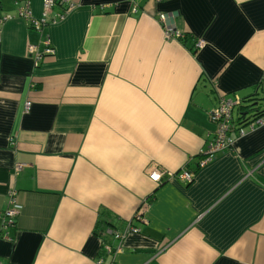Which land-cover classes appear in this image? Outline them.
<instances>
[{
  "label": "crops",
  "instance_id": "1",
  "mask_svg": "<svg viewBox=\"0 0 264 264\" xmlns=\"http://www.w3.org/2000/svg\"><path fill=\"white\" fill-rule=\"evenodd\" d=\"M23 4L0 0V264H264V123L199 164L216 94L264 102V0H74L41 29ZM157 167L192 177L154 182ZM103 211L139 228L117 252Z\"/></svg>",
  "mask_w": 264,
  "mask_h": 264
},
{
  "label": "built area",
  "instance_id": "2",
  "mask_svg": "<svg viewBox=\"0 0 264 264\" xmlns=\"http://www.w3.org/2000/svg\"><path fill=\"white\" fill-rule=\"evenodd\" d=\"M64 3H67V8H71L73 6L74 0H61ZM24 4L19 8L20 15H22L25 19H27L31 25L37 29H41L42 26L49 21L47 12L50 9V7L54 6L55 0H44V8L45 12L43 13L42 17L40 19H32L31 11H30V2L29 0H23ZM175 15V13H159L158 14V21L163 26L164 35L167 39H179L181 37V33L175 29L172 21V17ZM58 18L61 17V15L57 16ZM56 17V18H57ZM55 19V18H54ZM205 44L203 39H197L195 42V48H201ZM45 48L43 52H39L36 45H30L28 47L29 54L35 56V59L38 61L43 53H49L52 52L51 48H49V42L46 40L44 41ZM240 100V97L235 95L233 98H226L225 96H221L218 98L217 105L214 107L212 113H211V119L216 125V128L213 132V140L209 143V145L206 147L205 153L203 157L199 160V164H204L212 155L219 150H222L228 146H231L233 139L229 137L228 131L231 126V119L234 116V106L237 104ZM29 102H26V107L28 108ZM264 123V116L257 117L253 121L248 123L249 129H252L256 125H260ZM246 130L244 128H240L237 132L239 136L245 134ZM175 176H178V178L188 181L192 177V172L189 170H182L179 173H173L171 171L162 170L160 168H154L151 172H149V178L153 180L154 182H160L162 179H168L173 178ZM20 205L14 203L11 200V204H9V207L5 209L3 213V228L5 229L4 237L8 238V228L12 225L13 217L16 215L17 210L20 209ZM141 211L138 210L135 216L139 217ZM139 231V228L133 226L131 223H127L124 229L119 230L114 227H107L104 230V235L107 237H111L115 240H117L119 243L116 246H112L111 243L104 242L102 243V249L104 252L112 253L117 252L120 250V244L123 238L128 233H137ZM101 262H99L100 264Z\"/></svg>",
  "mask_w": 264,
  "mask_h": 264
},
{
  "label": "trees",
  "instance_id": "3",
  "mask_svg": "<svg viewBox=\"0 0 264 264\" xmlns=\"http://www.w3.org/2000/svg\"><path fill=\"white\" fill-rule=\"evenodd\" d=\"M62 3L63 2L61 0H55L54 5L62 4ZM189 38H190L189 33L181 32V37L178 40L185 43V41L188 40ZM195 42H196V40L194 41L193 45L190 47L191 50H196ZM51 53L52 52L43 53L42 55L43 56L50 55ZM213 92L215 93L214 88H213ZM257 92L258 91L255 90V93L253 95L247 94V95L240 97L239 102L237 104H235L234 108H236L238 112H237L236 117L233 116V118L231 119V126H230L229 131H228L229 135H230V133H233V132L237 133L240 128H243V126H245L246 124L248 125V123L253 121L255 118L264 116V108H262V104H264V102L260 101L262 98L260 96L259 97L257 96L258 95ZM215 98L218 99V98H220V96L218 94H216ZM217 102H218V100H217ZM215 105H217V104H215ZM14 218H15V216L13 217L12 222H14ZM112 218L113 217H111V215L108 212L103 211L101 213V215L99 216V219H98V221L101 223L100 228L105 223L107 226L111 225ZM98 230H101V229H98ZM100 238H101L102 243L107 242L106 235H104V233L100 236Z\"/></svg>",
  "mask_w": 264,
  "mask_h": 264
},
{
  "label": "rangeland",
  "instance_id": "4",
  "mask_svg": "<svg viewBox=\"0 0 264 264\" xmlns=\"http://www.w3.org/2000/svg\"><path fill=\"white\" fill-rule=\"evenodd\" d=\"M173 13V12H172ZM175 13V12H174ZM189 181V180H188Z\"/></svg>",
  "mask_w": 264,
  "mask_h": 264
}]
</instances>
